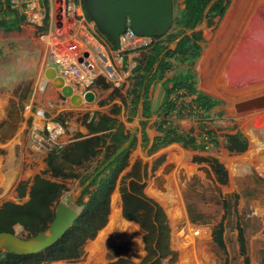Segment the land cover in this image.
Masks as SVG:
<instances>
[{
    "label": "rangeland",
    "instance_id": "rangeland-1",
    "mask_svg": "<svg viewBox=\"0 0 264 264\" xmlns=\"http://www.w3.org/2000/svg\"><path fill=\"white\" fill-rule=\"evenodd\" d=\"M48 3L46 32L37 30L42 22L34 25L28 21L21 25L20 32L0 29V205L7 201L25 202L28 196L18 199L17 189L26 182L28 191L37 174L65 185L67 190L59 201L74 195L81 185L78 180L52 178L44 173L46 154L56 146L71 142L79 134L87 113L96 109L108 113L114 105H122L117 96L112 106L98 107L97 101L107 99L113 89L118 88L120 95L128 89L125 74L128 67L124 63H113L117 74L113 80L103 76L102 65L98 63V77L109 87H92L97 96L87 106H68L50 81H44L40 89L43 71L51 66L47 59L49 40L46 36L56 33L65 37L73 23L76 30H80L79 24L68 17L58 19L59 0H48ZM180 6L181 0H176L173 11L177 13ZM82 13L85 29L81 34H96L109 46L94 23L86 19L83 9ZM55 22L61 28L55 29ZM213 22L210 27L204 21L195 27L204 43L193 69L197 89L222 104L207 118L190 115L175 122L181 130L197 138L201 134L199 127L203 126L216 135L217 143L208 144L202 151L170 144L148 155L139 141L137 126L129 166L139 161L146 168L144 193L163 209L167 218L170 248L177 258L174 264H223L225 259L228 264H244L238 248L237 228L242 230L249 264H264V107L244 111L235 108L241 101L264 94V0H229L221 19L214 18ZM125 51L123 59L137 50ZM186 99L189 101L191 97ZM57 118L62 121H56ZM119 119L130 134L135 116L129 120L122 111ZM237 130L246 138L247 148L242 153H229L224 148L223 137ZM161 156L163 162L153 169L154 162ZM195 157H211L221 163L227 172L226 184H219L208 164L194 162ZM73 171L82 173L81 169ZM114 195L118 196L116 207L120 210L119 184L111 195L110 214ZM170 196L171 207L167 204ZM175 209H178V217L172 216ZM120 217L124 224L114 223L106 228L110 222L108 217L101 229L99 249H95V242L101 230L83 245L75 261L47 264H109L118 258L140 263L145 256L142 233L136 224L122 218L121 211ZM220 221L226 255L211 237ZM13 231L27 237V232L19 230L18 224L13 226Z\"/></svg>",
    "mask_w": 264,
    "mask_h": 264
},
{
    "label": "trees",
    "instance_id": "trees-1",
    "mask_svg": "<svg viewBox=\"0 0 264 264\" xmlns=\"http://www.w3.org/2000/svg\"><path fill=\"white\" fill-rule=\"evenodd\" d=\"M181 0L177 13L173 11L171 28L162 37L152 39L144 51L145 60H136L128 76V89L124 95H119V89H113L108 96L111 100L119 96L129 120L136 115L140 94L141 101L140 121L141 143L148 155L170 145L179 144L183 148L205 150L208 144H216V135L209 129L200 126L201 134L197 138L185 132L175 122L183 118L182 112L196 115L200 119L207 118L210 112L222 102L213 98L196 87V73L193 69L203 49L204 39L200 32H192L183 37L186 30L194 29L206 19L207 26L214 24V18L221 19L226 11L229 0ZM173 8L176 0H172ZM44 18L42 26L37 30L46 32L49 21V3L43 0ZM84 11V10H83ZM85 14V12H84ZM86 16V14H85ZM86 19L87 16H86ZM25 16L9 8L8 0H0V29L4 32H20ZM110 47L107 37L103 36ZM181 37V38H180ZM178 42L173 49L161 53L174 40ZM129 52V51H125ZM159 83L163 90V98L159 108L155 111L157 119L154 127L158 135L151 144L144 131L147 120L154 113L148 98L151 83ZM95 86L103 89L109 87L102 77H98ZM191 97L187 104L188 109L178 102L179 98ZM101 102V104H103ZM119 107L113 106L108 114L94 112L91 117L87 113L82 124L89 136L77 134L74 139L62 146L51 149L44 158L46 169L52 178L76 179L80 184L85 183L111 155L128 139L123 125L116 119ZM177 111L173 117V112ZM56 121L61 122V118ZM133 138L129 146L117 156L106 169L97 175L82 196L77 200L74 208L77 218L53 245L41 252L30 255H13L0 252V264H47L57 261H75L82 253L83 245L93 240L97 233L106 225L110 214L111 195L119 184L120 211L123 219L136 224L142 233L145 256L138 264H174L176 253L170 248V230L163 209L144 193L143 180L146 177V168L139 161L129 167V154L135 146ZM224 148L229 153H242L247 148V140L240 131L227 133L223 137ZM164 157H159L153 165L155 169ZM194 162L208 164L215 180L219 184H226L227 172L224 166L215 158L195 157ZM81 169L78 174L73 169ZM62 183L52 181L42 174L35 175L28 187L21 183L17 189V198L28 196L23 203L3 202L0 205V232H13V226L18 224L27 232V237L46 230L53 218V211L59 202L60 196L66 191ZM237 233L239 253L244 257V264H249L246 257L245 241L240 228ZM212 241L225 255L223 240V223L220 221L212 230ZM109 264H136L125 258H118ZM223 264H228L227 259Z\"/></svg>",
    "mask_w": 264,
    "mask_h": 264
},
{
    "label": "water",
    "instance_id": "water-1",
    "mask_svg": "<svg viewBox=\"0 0 264 264\" xmlns=\"http://www.w3.org/2000/svg\"><path fill=\"white\" fill-rule=\"evenodd\" d=\"M213 1L206 6L204 14ZM81 5L88 20L94 23L99 34L108 38L114 50L120 49L119 39L126 31L127 26L137 36L156 38L164 36L173 22L172 0H81ZM57 11L59 12V9ZM58 19H60V15H58ZM203 21L206 23V19ZM198 30L197 28L186 30L181 37L192 32H198ZM180 38L172 41L160 57L165 51L173 49ZM43 79L50 81L60 91L62 98L68 99L73 105L95 101L96 97L93 91H86L82 96L75 93L74 88L66 84L52 66L44 69ZM142 94L143 90L140 94V102L142 101ZM262 107H264V94L235 104L237 111ZM141 120V106L139 104L136 110L135 126L126 142L92 173L85 183L79 186L74 195H67L63 201L56 204L53 218L46 230L25 238L18 236L14 231L0 232V252L13 255H30L41 252L56 243L77 218V211L72 206L76 204L93 179L129 146ZM19 230H23L21 225H19Z\"/></svg>",
    "mask_w": 264,
    "mask_h": 264
},
{
    "label": "built area",
    "instance_id": "built-area-1",
    "mask_svg": "<svg viewBox=\"0 0 264 264\" xmlns=\"http://www.w3.org/2000/svg\"><path fill=\"white\" fill-rule=\"evenodd\" d=\"M59 1L58 13L60 18L68 17L79 24L80 30H76V24L73 23L70 24L68 35L65 37L56 33H49L46 36L49 40L47 59L65 83L71 85L75 93L80 96L86 91H93L92 87H94V82L99 75L98 63L102 65L103 76L113 80L117 77L113 63L115 65L122 63V52L132 49L141 50L152 42L153 38L137 36L127 26L126 31L119 39L120 49L114 50L96 34L89 32L84 35L81 34L85 29L81 0ZM8 2L11 10H16L25 16V21L34 25L41 24L44 18L43 0H8ZM57 26L55 22L53 27L56 29ZM186 98H179L178 102H181L180 104L188 109L187 104L191 99L188 101ZM187 112H182L186 118L190 116ZM176 113L177 111L173 112V117Z\"/></svg>",
    "mask_w": 264,
    "mask_h": 264
},
{
    "label": "crops",
    "instance_id": "crops-1",
    "mask_svg": "<svg viewBox=\"0 0 264 264\" xmlns=\"http://www.w3.org/2000/svg\"><path fill=\"white\" fill-rule=\"evenodd\" d=\"M142 60V61H144L145 60V57H144V51H142V52H136V53H131V54H129V56H127V57H125L124 59H123V61H122V63H124V65L126 66L127 65V71H126V75H127V87H128V85H129V81H128V76H129V73H130V70H131V68L135 65V62H136V60ZM94 87H98V86H95L94 85ZM94 92V91H93ZM59 93H60V91H59ZM95 93V97L97 96V94H96V92H94ZM120 95V94H119ZM124 95V94H123ZM117 97H119V96H117ZM148 98H149V100H150V102H151V110L154 112L153 114H152V116L147 120V124H146V126H145V129H144V131H145V133H146V136H147V138H148V140H149V136H151V138H150V140H149V144H148V146L151 144V142H152V140L154 139V137H156L157 135H158V132H156V130H155V127H154V122L156 121V119H157V115H156V110L159 108V106H160V104H161V101H162V98H163V90H162V88H161V86L159 85V83H156V82H153V83H151V85H150V87H149V92H148ZM64 99V98H63ZM65 101V103L68 105V106H70V107H72V108H74V106L75 105H73V104H71L70 103V101L68 100V99H64ZM114 100H115V97H113L111 100H108V99H105V100H102V101H97L96 102V106H98V107H104V106H112L113 104H114ZM104 101V103L103 104H101V102H103ZM91 103H81V104H78V105H76V108L77 107H81V106H87V105H90ZM121 104H122V102H121ZM140 104V106H141V102L139 101V103H138V105ZM114 106H117V107H119V114L122 112V111H124V113H126V117H127V119H129V115H128V111L125 109V107H124V105L122 104L121 106L118 104V105H114ZM137 108H138V106H137ZM137 110V109H136ZM96 111H98V112H100V113H104V114H108L107 112H101L100 110H95V111H93V112H90V113H88L89 114V117H91L92 116V114L94 113V112H96ZM119 114L116 116V119L123 125V127H124V129H125V132L128 134V132H127V128H126V126L124 125V123L119 119ZM142 117V116H141ZM135 119H136V115H135ZM142 120H143V118H142ZM135 122V121H134ZM140 124V123H139ZM135 126V125H134ZM133 126V127H134ZM138 127H139V129H138V127H137V129H138V133H139V136H140V138H139V141H140V143H141V132H140V125H137ZM133 127H132V129H133ZM137 131V130H136ZM78 132H79V134H82V135H84L85 137H88L89 136V134H88V131H87V129L85 128V126L82 124V128H79L78 129ZM131 133V132H130ZM128 136H129V134H128ZM135 139V138H134ZM136 140V139H135ZM142 144V143H141ZM135 145H136V143H135ZM158 152V151H157ZM147 153V152H146ZM130 155V154H129ZM133 165V164H132ZM132 165H130L129 167H131ZM130 169V168H129Z\"/></svg>",
    "mask_w": 264,
    "mask_h": 264
},
{
    "label": "bare ground",
    "instance_id": "bare-ground-1",
    "mask_svg": "<svg viewBox=\"0 0 264 264\" xmlns=\"http://www.w3.org/2000/svg\"><path fill=\"white\" fill-rule=\"evenodd\" d=\"M44 81L45 80L42 78V81L40 83V89L43 88ZM169 198L171 200L170 199L167 200V204H168L169 207H171L173 199H172L171 196ZM112 199H113V201H112L113 202V208H112L111 214L109 215V221L110 222H109V224H108V226L106 228H109L111 226V224H114V223L115 224L117 223V224H121L122 225L125 222L124 220L121 219V217H120V210L116 207V203L118 201V196L117 195H114ZM172 216L173 217H178L179 216L178 209L173 210ZM101 233H103V230H101L99 232V235H98V237L96 239L95 249H99L101 247V244H102V236H101ZM181 264H186V262H183Z\"/></svg>",
    "mask_w": 264,
    "mask_h": 264
}]
</instances>
